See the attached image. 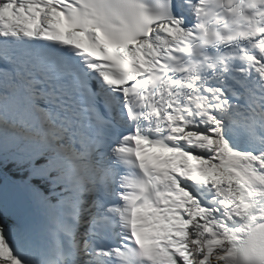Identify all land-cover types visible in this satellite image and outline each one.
<instances>
[{
    "label": "snow or ice",
    "instance_id": "1",
    "mask_svg": "<svg viewBox=\"0 0 264 264\" xmlns=\"http://www.w3.org/2000/svg\"><path fill=\"white\" fill-rule=\"evenodd\" d=\"M0 264H264V0H0Z\"/></svg>",
    "mask_w": 264,
    "mask_h": 264
}]
</instances>
